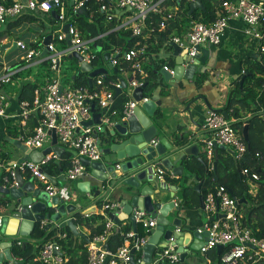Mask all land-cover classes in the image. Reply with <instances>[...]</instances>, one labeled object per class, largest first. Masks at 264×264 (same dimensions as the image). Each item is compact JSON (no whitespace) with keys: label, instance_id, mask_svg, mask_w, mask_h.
I'll return each instance as SVG.
<instances>
[{"label":"built area","instance_id":"2783aa9c","mask_svg":"<svg viewBox=\"0 0 264 264\" xmlns=\"http://www.w3.org/2000/svg\"><path fill=\"white\" fill-rule=\"evenodd\" d=\"M86 0H73L69 5V0H13L9 4L0 3V25L6 24L10 20L17 19L28 14H50L54 8L58 16L57 25L50 32V42L44 47L47 53L41 55L42 50L35 48L23 41H17L16 47L23 51L24 61L31 62L37 59L48 60V70L51 74L42 89L43 95L40 96L39 90H34V97L31 102L19 101L18 116L22 118L20 124L28 118L31 112L37 115V124L32 132L26 134L19 132L18 139L24 145L33 149H44L50 146V130H54L57 144L71 152L69 163L65 169L57 175H49L43 171L42 167L50 158H56L53 152L45 154L38 162L31 159H22L18 161H7L0 156V173L2 174V186H17V171L26 173L30 179L38 181L40 188L51 195H61L68 200L66 187L58 185V179L76 180L86 173L87 167L83 164L82 158L89 161H99L103 157L100 141L108 136L109 131L113 129L117 122L125 120L130 116L135 108L137 101L131 97L133 88L140 86L142 79L128 80L127 92L128 99L124 102L120 116L118 110L114 108L115 90L121 89V83L117 81L105 82L104 75L100 74L89 86H73L62 88L60 83L59 66L63 55L72 51L82 57V60L91 65V60L95 52L91 49V39H84L79 29L73 22V15L80 7H85ZM165 0H97L98 11L105 15L109 20L116 19V13L120 10H130V17L118 24L115 29L131 31L132 36H143L142 30L145 27L148 16L154 12H159L160 5ZM173 14L166 13L160 22V27L165 26V21L172 19ZM234 20L242 21L246 27L243 29L245 35L253 37L259 42V51L264 52V1L262 0H223L219 5V11L213 20L203 22L200 19H192L183 37H173L171 40L182 47V54H185L183 65L195 62L196 46L205 44L217 45L221 38ZM68 24L67 30L63 29L64 24ZM69 36L70 45L64 48H57V44L66 41ZM119 49H113L109 54L108 62L112 67H116L117 60L114 55L118 54ZM143 48H130L122 50L121 55L125 61L131 62V74L140 73L145 76L142 69V60L145 56ZM43 60V61H44ZM93 67V66H92ZM167 71L173 74L171 66L164 65ZM56 74V76H55ZM13 72L7 70L0 77V85L10 81ZM130 88V90H128ZM124 89H122L123 91ZM121 91V92H122ZM130 91V92H129ZM143 97L142 101H146ZM8 97L0 92V117L6 115L8 106ZM94 105L96 112L100 113L99 122L87 124L92 119L91 106ZM264 117V110L260 112ZM232 119L226 117L222 111L208 108L204 117L203 126L209 132V136L200 140L203 152L206 156L209 169L213 167L214 149L213 144L224 146L232 150V156L235 161L243 158L247 151V144L243 138L242 132L236 130L231 125ZM105 136V137H104ZM49 143L45 147V143ZM157 139H152L151 143L156 144ZM193 142H198L196 138ZM119 169V163L114 165ZM154 176L158 179H175L176 176L158 164L153 166ZM241 173L248 179H258V174L251 172L249 168H243ZM50 177L56 179L52 183ZM72 201V200H71ZM203 212L208 218L201 228L208 232V240L198 250L205 255L208 251L216 249L218 245L226 247L220 256V264H256L264 263V237H258L247 224V216L241 211L239 198L230 193L223 185L215 186L209 190L203 197ZM100 215L103 218V230L88 239L85 246L87 249V264H131V249L135 252H142L150 230L155 226V218H151L144 210L134 209V222L140 224L144 229L143 235H138L136 230H129L124 234L122 244L115 251H110L106 244L108 236L119 227L109 217V213H118L121 210L120 202L107 201L100 205ZM49 221L44 218L39 223L40 229H43ZM36 222V223H37ZM53 230L56 233V239L45 240L39 249L37 260L42 264H63L65 255L62 251V239L66 238V232L62 230L59 223L52 222ZM179 230V228H176ZM200 231V229L198 228ZM17 244H21L23 238L16 237ZM12 240V239H11ZM10 242L12 243V241ZM175 239L170 237L166 244L154 253L152 264H182L179 259ZM0 253L3 249L0 247ZM135 254V253H134ZM20 259L13 256L9 247V258L2 256L0 264H15ZM21 261V260H20Z\"/></svg>","mask_w":264,"mask_h":264},{"label":"water","instance_id":"95a60500","mask_svg":"<svg viewBox=\"0 0 264 264\" xmlns=\"http://www.w3.org/2000/svg\"><path fill=\"white\" fill-rule=\"evenodd\" d=\"M179 1V0H177ZM264 1V0H262ZM73 0H69V5H72ZM189 14L196 9L204 10L201 0H189ZM77 15L88 16L86 9L80 7L76 11ZM50 16L57 21L58 16L53 5L50 11ZM68 24L63 25L66 31ZM50 35L43 38L42 45L45 46L50 42ZM66 42L70 45L69 36H66ZM170 45L173 48V55L176 56L173 65V74L165 68L159 70L163 81L168 82L171 79H185L192 81L195 74L198 72L200 64H204L208 54V50L202 46H196V54L194 55L195 62L183 65L185 54L182 53V47L171 41ZM16 42L13 43L15 48ZM47 53V48L42 49L41 55ZM68 57H73L79 62V70L87 72L88 84H91V78L103 74L106 75L109 69L116 70L115 67L108 62L109 53H104L105 67L92 68V65L82 60V57L72 51L67 54ZM243 77L240 83L243 81ZM121 89L115 90V96L121 93L122 89L127 87L128 81L120 78ZM147 82H143L140 86L133 88L131 97L137 101L135 108L130 116L125 120L117 122L113 129L109 131L108 136L100 141L101 150L103 153L102 160L89 161L82 158L85 166H91L92 169L100 172L94 174V177L103 184L110 183V187H121L120 205L121 212L124 217L121 218L117 213H109V217L116 225H119L122 220L128 219L131 222L133 230H136L134 222V209L144 210L151 218H155L156 224L150 230L149 237L142 248L143 259L137 263L134 259V248L131 249V264H151L152 256L158 249L162 247L170 237L175 239L177 245L180 262L183 264H196L197 252L200 247L208 240V232L201 227L197 229L183 232L180 229L182 224L183 206L175 202L176 193L184 189L186 178L190 177L189 172L184 174V177L179 185H168L166 179H155L153 166L162 165L173 175L180 177L183 175L184 166L183 159L189 156H195L196 159L204 163V160L199 156L201 149L198 142H193L198 138L194 133L186 134V143H177L169 141L163 134L160 133L161 118L163 112L158 114L157 107L161 102L153 98L144 97V88ZM191 101L187 104L188 110ZM92 119L87 121V124L98 123L100 113L96 112L94 105L91 106ZM227 117V114L223 112ZM153 117L155 121H152ZM157 123V124H156ZM159 127V128H158ZM51 143L49 147L42 150H29L28 156L31 160L38 162L45 154L53 152L56 157H60L66 149L57 144L54 130H50ZM242 135L247 141V128L242 130ZM152 139H157L156 144L151 143ZM223 149L232 155V150L224 146L213 144L214 160L213 168L216 166L217 151ZM201 149V150H200ZM201 152V153H202ZM119 163V169H115L114 165ZM17 186L5 187L0 185V193L5 196V205L8 206L7 212L0 214V237L5 238H23L21 245L24 246L29 241V236L37 221L48 218L49 221L43 227V231L50 232L53 230L52 222L59 223L61 227H69L74 239L77 236H82L86 242L88 238L84 236L78 229L77 224L73 220V215L79 213L82 216H87L90 213H100V208L96 206L82 207L80 204H75L61 195L49 196L47 192L40 187H35L32 179L26 180L25 177L17 171ZM52 183H56V179L50 177ZM80 191L88 193L90 191V183L81 181L77 184ZM194 190L199 193V207L203 212V196L200 194V182L194 185ZM181 191V192H182ZM93 195H99V189L93 192ZM182 196V195H181ZM91 197V196H90ZM127 197V198H125ZM242 199H239L241 203ZM172 227L176 228L173 229ZM11 242L0 241V247L3 253H0V260L5 255L9 258V247ZM107 246V244H104ZM188 248V249H186ZM222 245L216 247V252L219 255L223 250ZM188 250V251H187ZM15 264H22V261H16Z\"/></svg>","mask_w":264,"mask_h":264},{"label":"trees","instance_id":"16d2710c","mask_svg":"<svg viewBox=\"0 0 264 264\" xmlns=\"http://www.w3.org/2000/svg\"><path fill=\"white\" fill-rule=\"evenodd\" d=\"M204 6V10L196 9L189 14V0H173L172 3L177 5L176 15L183 17L185 22L191 19H202L204 21L213 20L218 11L219 5L223 0H201ZM12 0H0L2 4H9ZM86 12L88 17L84 15H73V22L79 29L81 36L84 39H91V43L98 47L95 50L94 58L91 60V65L94 68H99L105 65L104 53H113V49H119V53L114 55L117 60L116 70L108 71L104 75L105 82L117 81L120 78L127 80L126 73L132 70L131 62L125 61L122 58L121 51L130 48H143L145 53H159V50L164 46H169L167 41L170 33L174 29H179L178 18L168 19L165 21L164 28H160L159 24L161 20L155 15L150 14L146 21L147 26L150 29L149 35L146 39L140 36H132L131 31L123 29H115L118 24L117 19L109 20L98 11L97 0L85 1ZM48 15V23L57 25L58 21L52 19L50 14ZM37 20L38 18L31 14H26L19 17V20ZM16 21V22H17ZM39 21V19H38ZM184 22V23H185ZM40 25H42L40 23ZM14 26L13 23H9L8 29ZM53 27V28H54ZM6 30V31H7ZM0 33V39L5 36V32ZM168 42V43H166ZM66 46V41L60 44V48ZM92 49V47H91ZM62 59L71 60L73 57L63 55ZM44 65L48 66V60L43 61ZM18 67L23 66L22 60L19 61ZM165 65L163 62L156 61L153 65L145 63L142 67L146 73L145 76H141L140 73H135L133 78L142 79L143 82H147V86L144 88V96H150V91L154 87H158L165 84L162 76L159 74V70ZM169 65V64H168ZM244 69H242L239 78L234 80V87L230 91L226 103L218 111L225 112L229 119H232L231 125L238 131L247 128V151L243 158L239 161H235L233 156L223 149L217 151V161L215 168L209 169V165L206 160L204 152L201 153V157L204 160L202 163L195 157L189 156L183 159L182 164L187 172L194 174L200 182V194L204 197L205 194L213 189L215 186H225L231 194L242 199L240 206H246L245 214L247 216V224L253 230L254 234L258 237H264V117L260 115L262 109L264 110V54L261 58L248 60ZM78 69V68H77ZM67 68L62 69L65 77H67ZM50 73V72H49ZM51 74V73H50ZM87 73L78 69L74 82L76 86L88 85ZM97 76L91 79V84ZM244 78L240 83L241 78ZM205 78L204 72H197L196 79L200 82ZM4 84V83H3ZM35 84L25 82L22 84L19 91L18 101L31 102L34 97ZM128 99V92L125 88L120 94L115 97L114 108L118 110V116H120L121 108L124 102ZM161 112H158L160 114ZM171 138L177 143H186L187 136L182 130L174 131L171 133ZM69 163V152L65 151L58 158H50V160L43 165L42 169L49 175H57L61 170L65 169ZM249 168L251 172L258 174V179H248L242 173L243 168ZM181 181V180H180ZM179 182V180H174ZM199 193L192 188L185 187L181 192L182 202L191 207H197L199 203ZM5 200L0 199V206L4 205ZM93 218L88 219L86 216H82L79 213L73 215L74 222L78 225L83 224L91 228L90 234L87 236L91 239L93 236L99 234L103 230V218L100 214L93 215ZM100 221L94 228L93 223ZM119 224L107 238L106 244L110 251H115L119 247L124 239V234L131 230L132 225L129 222ZM62 230L66 232V238L59 240L62 244L63 254L66 256L63 264H87V249L86 241L81 238L80 241L74 239L69 227L64 226ZM137 234L143 235L144 229L140 224L136 227ZM12 243L10 246V252L13 256L20 259L22 264H42L37 260V255L41 244L47 239H56V233L54 231H43L39 227L37 222L29 236V241L22 246L17 244V238H11ZM218 255L216 249H213V254L217 257L218 263L220 262V256L225 251ZM140 253H136L134 259H138ZM5 264V263H3ZM161 264V263H158ZM236 264H242L237 262ZM264 264V263H256Z\"/></svg>","mask_w":264,"mask_h":264},{"label":"crops","instance_id":"0c3cea01","mask_svg":"<svg viewBox=\"0 0 264 264\" xmlns=\"http://www.w3.org/2000/svg\"><path fill=\"white\" fill-rule=\"evenodd\" d=\"M172 1L173 0H165L160 5L159 12H152L151 14L152 16L155 15L160 20L164 18V15L166 13L173 14L172 18H178V23L180 24L179 29H174L170 33L167 39V41L169 42L168 47L165 48L163 46L159 50V53L145 54L142 60L143 66L145 63L153 65V63L158 61L163 62L165 63V65L171 66L173 68L176 56L173 55V48L170 45V42L172 41L171 39L173 37L185 36V32L188 28L190 20H187L185 22V19L183 17H180L175 14L177 10V5L173 4ZM39 14H42L43 19L41 20L43 21L48 17L47 14ZM33 15L35 16V14ZM115 15L116 19L121 20V22H125L129 17L130 19L132 18V13L130 12V10H120ZM17 20H19V18L10 20L4 25H0L1 33L8 29L9 23L14 24V26L10 27V29L5 32V36L0 39V77L5 74L7 70H11L13 72L10 81L4 84L2 83L0 85V92L4 93L5 96L8 97L9 102L6 108V115L0 117V156L7 161L30 159V157L28 156L29 150H41V148H29L28 146L24 145V143H22L17 137L19 132H25L26 134L32 132V129L37 124V115H34L33 112H31L28 118L24 120V124H20L22 118L18 116L19 101L17 97L19 96V91L21 89L22 84L25 82L35 84V89L40 91V96L43 95L42 89L44 88V85L47 81V77L53 75L49 73L48 66L43 64L44 59H37L31 62H25L23 59V51L17 48L16 46L15 48H13V43L17 41H23L29 45H33L35 48H39L38 45L40 44L41 40H43V38L47 35H50L52 29L47 34L41 33V37L39 36V38L35 39L32 38L33 34H29L28 31L29 28L32 27V25L36 24V21L25 19H23L22 21ZM202 21L206 22L204 20ZM37 23V25H39V22ZM245 27L246 25L242 21L234 20L230 23L229 27L222 36L221 42L219 44H205L204 46H202L208 50L205 63L200 64L198 68V72L201 71L205 74V78L203 81H197V73L195 74L192 81L185 80L183 78L178 80L171 79L168 82L164 81L165 84L152 88L150 91L151 97L146 96L147 98H153L161 102L160 106L157 107V111L163 112L164 116H162L161 118V127L159 130L160 133L163 134L169 141H173L171 138L172 132L182 130L183 132H185V134L194 133L198 137V144L202 149L200 140L209 136V132L203 126L206 110L208 108L221 109L226 103L230 91L234 87V80L239 78V76L241 75L240 73L242 72V69H244L245 63L248 60H253L255 58L259 59L261 58V55L264 54V52L259 51V42L256 41V39H254L253 37L244 34L243 29ZM160 28L162 29L164 27ZM149 33L150 29L147 24H145V27H143L142 30L143 36L141 37L146 39ZM40 46V49L42 50V45ZM57 48L60 49L59 43L57 44ZM21 60L24 65L18 67V65L16 64H18ZM77 63L79 69V62L77 61ZM65 65L66 64L64 59H61L58 73V76L60 77L61 86L62 88H70L73 86L75 87L76 84L74 82V77L76 76L78 69L66 72L67 77H65V74L62 73V69ZM105 66L106 64L102 65L101 67ZM128 74L129 73H126L127 80L132 79L133 74ZM86 77H88V74L86 75ZM128 90H130V88H128ZM190 101L191 103L188 108V110H190V113L188 114L186 108L187 104ZM150 118L152 119V121H155L153 117ZM44 145L46 147L49 145V143L47 142ZM66 151H68V149ZM68 152L70 155L71 152ZM201 152L202 151L199 152V156H201ZM86 167V173L82 175L79 179L69 181L61 178L58 179V185L66 187L68 195L70 197L72 196L70 201L72 200L73 203L80 204L82 207L96 206L97 208H99L102 203L107 201L120 202V200L122 199L121 187L117 186L111 188L110 183L103 184L102 182H99L94 177V174H100V172L92 169L89 165ZM185 173H187V170L184 168L182 176H176V178L173 180L168 179L167 184L179 185V182L182 181ZM22 176L25 177L26 180L29 179V176L26 173H22ZM1 177L2 174L0 173V185L2 184ZM177 179L179 180V182H174V180ZM185 180H187V184L185 183L183 187L192 188L193 190L194 185L199 182L194 174H191V176L186 178ZM81 181H88L90 183V191L88 193L82 192L78 188L77 184ZM34 185L35 187H40L41 184L38 181H35ZM96 189H99L98 196L93 195V192ZM181 191L182 190H179L176 193L175 197V202L178 204H181L182 201ZM0 199H4L6 202L5 196L1 193ZM199 205L200 204L198 203L197 207H191L186 203L182 204L184 210V212L182 211V214L184 215V217H182L183 221L180 226L181 231L187 232L189 230L197 229L208 221V218L206 217L205 213L202 212ZM8 208L9 207L6 206L4 203V205L0 206V214H4L5 212H7ZM246 208V206H242L240 209L241 211L245 212ZM95 214L97 213H90L86 217L90 219L93 218V215ZM117 214L121 218L124 217L121 210H119ZM123 221H125L124 223H131L128 219H124L121 222ZM99 223L100 221H96L95 223H93L92 228H94ZM76 226L77 229L86 237L91 232V228L83 224H78ZM172 228L175 229L176 227ZM131 230H133V228H131ZM81 238L83 237L77 236L75 240L80 241ZM10 239L11 238L0 237V241L10 242ZM160 248L161 247H158L157 250H159ZM213 252V250H210L205 255L201 254L203 260L200 263L196 264H220L218 263V259L213 254ZM136 253H140V255H138V259H135V261L140 263L143 259L142 252H135V254ZM154 257L155 255L153 254L151 264L153 262ZM65 259L67 258L65 257Z\"/></svg>","mask_w":264,"mask_h":264},{"label":"rangeland","instance_id":"374dc122","mask_svg":"<svg viewBox=\"0 0 264 264\" xmlns=\"http://www.w3.org/2000/svg\"><path fill=\"white\" fill-rule=\"evenodd\" d=\"M35 16L40 21H38V19H37L36 20V24L35 25H32V27L29 28V31L28 32H29V34H33V37L32 38L37 39V38H39V36L41 35V33L47 34L54 27V25H51L50 23H48V19H47L48 17L45 19L46 21L45 20L44 21L41 20V19H43L42 14L36 13ZM37 22H39V25H37L38 24ZM40 23L42 25H40ZM91 45H92L91 47H92V50L93 51L98 49V47L95 44L93 45L91 43ZM39 46H40V44H39ZM64 61H65V64H66L64 67L67 68V72L68 71H71V70H76L78 68V63H77V60L76 59L75 60L74 59H71V60L66 59ZM110 71H112V70L110 69ZM195 255L197 257V262L200 263L203 260V258H202V255L203 254L201 255V253L199 251H197V252H195Z\"/></svg>","mask_w":264,"mask_h":264},{"label":"clouds","instance_id":"9594fccd","mask_svg":"<svg viewBox=\"0 0 264 264\" xmlns=\"http://www.w3.org/2000/svg\"><path fill=\"white\" fill-rule=\"evenodd\" d=\"M203 150V149H202ZM29 179H30V177H29ZM33 182L35 183V181L33 180ZM39 187V186H38ZM138 263V262H137Z\"/></svg>","mask_w":264,"mask_h":264}]
</instances>
